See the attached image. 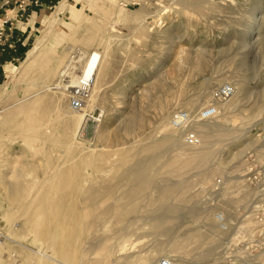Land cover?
<instances>
[{"label": "rangeland", "instance_id": "374dc122", "mask_svg": "<svg viewBox=\"0 0 264 264\" xmlns=\"http://www.w3.org/2000/svg\"><path fill=\"white\" fill-rule=\"evenodd\" d=\"M58 2H42L47 5L39 7L34 27L30 25L36 14L26 24H17L16 33L23 36L20 35L17 52L3 59L5 75L0 71V84L8 83V90L0 93V233L16 240L4 237L0 242V264H50L47 259L39 262L30 248L55 255L50 239L38 234L42 218L35 223L33 215H23V210L46 173L58 164L57 159H66L59 170L75 165L79 177L74 181L77 187L67 188L64 196L59 193L64 198L54 195L55 209L70 218L83 215L76 250L59 256L61 261L88 264L92 257L99 256V249L88 256L84 254L85 245L106 235L116 236L108 244L111 252L121 236H129L124 244L126 253L115 260L116 264H154L158 258L169 256L176 259V264L180 259L182 264H244L224 239L248 214H242L243 210L235 214V205L252 201V205L264 204V108L259 109L264 101V0H136V4L126 7L120 0H85L76 6L77 12L64 11L48 40L38 48L31 66H21L27 49ZM96 50L104 53L99 66L101 89L92 102V116L87 117L81 130L80 145L65 157L60 152L64 148L61 143L45 155V145L35 137L37 126L45 124L43 119L51 121L53 127L57 125L56 134L69 125L71 138L74 129L70 122L74 111L69 108L66 93L56 85L59 75L72 52L89 54ZM13 67H18L14 74L9 72ZM222 84L235 89L227 101L213 98L214 89ZM50 98L52 103L48 105ZM234 101L236 105L232 104ZM211 105H216L217 114L204 121L218 130L210 134L214 144L210 160L197 168L177 166L172 158H182L185 152L198 150L200 145H185L182 131L170 126V117L177 110L195 117ZM99 111L103 114L96 121L93 117ZM250 113L252 116H248ZM228 131L229 135L217 140V133ZM166 137L174 139L176 145L165 142ZM163 142L161 147L153 148ZM39 144L45 147L42 151ZM149 158H154L149 169L155 170L158 181L164 180L158 185L170 181L188 185L184 197L175 200L180 209L172 213L174 218L163 219L159 226L154 224L152 211L155 193L144 191L132 198L131 183L123 181L119 174ZM203 171L210 178L206 184L200 182ZM235 173L242 175L247 189L254 194L248 197L239 193L236 203H232L229 196H234V188H229L230 193L225 196L222 191L228 176ZM200 205L208 207L212 225L217 213L228 219L224 220L225 229L218 225L222 240L209 239L198 220L186 219L187 210ZM112 206L114 209L102 216ZM89 209L94 213L92 220L86 214ZM251 214L260 217L261 207ZM259 234L262 232L258 228L252 242L243 245L246 235L236 245L246 248L242 255H258L255 264H264V235Z\"/></svg>", "mask_w": 264, "mask_h": 264}, {"label": "bare ground", "instance_id": "6f19581e", "mask_svg": "<svg viewBox=\"0 0 264 264\" xmlns=\"http://www.w3.org/2000/svg\"><path fill=\"white\" fill-rule=\"evenodd\" d=\"M67 6H68V0H59V2L55 6V9L51 13L49 20L46 22L47 24L42 29L41 33H39L38 36L35 38L33 44L30 46V48L27 49L26 54H25V58L21 62V66L22 65L31 66L30 64L35 60V58L37 56L38 48L41 45H43L48 40V38L50 37L54 27L56 26L57 22L59 21L60 16L64 13V11L66 10ZM64 54H65V52H64ZM103 54L98 53L97 50L94 51V52H90L89 54H86V60H85V66L87 64L86 74L92 73V75H93L92 76V79H93L92 82L93 83H92V86H91V91H90L88 99L83 103V105H82L80 110H77V111L73 110L74 114H73V116L70 117V120H71L70 122L74 125V129L72 130V133H71V138H70V132L67 130L69 125L66 128V130H64L63 132H61V133L57 132L58 134H56V132H55L57 130L54 129L57 125L55 124V127H53L54 126V125L52 126L53 123L51 121H47L46 119L42 120V121L45 122V124L43 126L41 124H39L37 126V129L35 130V134H36L35 137H37L39 143H40V141H42L43 142L42 144L45 145L46 148L42 144H39V146H40L39 148L40 149L43 148V147L46 149L45 155H47L46 153L49 151L50 148H52L53 146H55L57 144H60V143L64 146V148L60 150V152L62 153V157L67 156L69 153H74L75 147L80 145L79 144L80 143L79 139L81 138V136H80L81 135L80 134L81 130L83 128V125H84L85 121L87 120V117H91L92 116L90 114L92 112V109H93L92 108V102L94 101V99L96 98L97 94L99 93V91L101 89L100 80H99V68H100L99 66H100ZM179 61L182 62V56L181 55L179 56ZM94 64H95L94 70L90 71ZM241 64L243 65V62ZM17 68L18 67H13V68L9 69V72L14 74V72L17 70ZM57 69H58V67H57ZM55 70H56V68H55ZM49 73H51V71ZM52 74H54V73H52ZM72 83L74 84V81ZM51 86H52V84H51ZM7 88H8V83L7 82H4V83L0 84V93L5 91ZM232 88H233V94L231 95V97H233V95L235 94V89H234V87H232ZM244 88H243V90H244ZM46 89L48 90L50 88H46ZM246 94L250 95L247 92H246ZM227 100H225V101H227ZM47 103H48V105H49V103H52V99L50 98ZM232 104L236 105L237 103H236V101H234ZM233 107H236V106H233ZM263 108H264V101L260 105L259 109L261 110ZM216 110H217V108H216ZM102 114H103V111H99L96 114V116L93 117L94 120L100 121L101 117H102ZM216 114H217V111H216ZM42 115L44 117H46V113L45 112H43ZM254 115L255 114L253 113V116ZM248 116H252V113H250V115L248 114ZM217 117H219V116H217ZM66 120H68V119H66ZM192 121H191L190 125L188 126V129L193 131V132L194 131L197 132V134H198L197 137L199 139V144L198 145H200V147L198 148V150H195V151H192V152H185L183 154L182 158H179V157L172 158L173 161L176 162L177 166L178 165H182L183 167H187V168H197V167L205 165L210 160V158L212 156V153H213V147L212 146L214 144L212 145V142H211L212 141L211 140L212 136L210 134H211L212 130L213 131L214 130L215 131L218 130V129H216L217 127L216 128L215 127L212 128L211 125H209L208 122H205V121L204 122H192ZM129 123H128V126H129ZM132 125H134V124H132ZM224 131H226V130H224ZM227 133L229 135L230 132L229 131L228 132H223V134H221V133L218 134L217 133L216 134V136L218 138L217 140H220V138H221L220 136H223V135H225ZM214 134H215V132H214ZM166 138L167 139L164 140V141L168 142L169 145H173V144L176 143V141L174 139H172L171 137H166ZM222 139H223V137H222ZM162 144H164V142L163 143L154 144L153 148L161 147ZM175 145H173V146H175ZM185 145H188V144L185 143ZM189 146H193L194 147L195 145H189ZM77 148H79V147H77ZM41 151H42V149H41ZM158 151H159V149H158ZM43 152H42V154L44 155ZM77 152H78V150H77ZM79 153L82 154V152H79ZM86 153H88V152H86ZM261 155H262V153L260 154V157H261ZM80 159H82V157ZM153 159L152 158H149L148 160H144L143 159L142 161H139L138 163H136L132 167H129V168L124 169V170H120L119 174H120V178L123 181H127V182L131 183L130 188H129V194H130V196L132 198H138L141 195V193L144 192V191L154 192L155 193V195L153 194L154 195V205H153L152 211L154 212V216H155L154 217L155 218L154 224L156 223V226H159V223L163 222V219L164 220H171V219L174 218L172 216V213H175L177 208L180 209L179 208L180 205L178 203H176L175 200H177L178 198L184 197V194L188 191V185L185 182H181V181H174V182L170 181V182H165L162 185H158L157 183L161 184L160 182H162L164 180L160 179L158 181L157 177L155 175V170L149 169L150 164H152L154 162ZM65 160L59 161L57 159L58 164L56 166H54V164H53V166L51 165L52 168L51 169L49 168L50 170L48 171V173H46V175L44 176V179L41 180L42 182L39 183V185H38L39 187L37 186L38 188L34 191V194L29 198V200H27V202H26V204L24 206L23 215L24 214L25 215H28V214L33 215L32 221L35 220L36 221L35 223H38L37 220H39V219H37V218H42V221L40 220L41 223H38V224H40L39 225L38 234H40V236L43 237V238H46L48 240L50 239V241L52 243V246L54 248L55 255H54V253H53V255H51V254H49V253H47V252H45L44 250H41V249H37L36 250V249L30 248L31 250L34 251V253L36 255L35 257H37V260L39 262L42 259L43 260L47 259V260L50 261V264H67L66 262H63V261H61L58 258H59V256H63V255L65 256V254H67L69 251H71V254H73V252L76 250L75 241H76L78 232L82 229L81 228L82 227L81 221L83 220V215L82 214L80 215V217L70 218V217L64 215L61 210H56L55 209V206L57 205V200H56L54 195L55 194H59V193L61 195H63L64 191L67 188H69V187L73 188L74 185H75L74 184L75 178L79 177L76 174L77 173V171H76L77 167L75 165H73V164H72L73 165L72 167H68V168L66 167L67 169L59 170L60 166L62 167L63 161H65ZM86 161H87V159H86ZM205 173L206 172H204V171L200 173V182H202L203 184H206V183H208L210 181L209 176H207V174H205ZM245 174L246 173H244V175ZM228 177L229 178L226 179L227 186H225L224 190L222 189L223 190L222 193H225L224 194V196H225L226 194L230 193L228 191L229 188H234V190H233L234 196H229V201L230 202L236 203L234 201H236V199L239 197V196L238 197L236 196L239 193H244V194H242L244 196H245V193H246V195H248V197L250 195L254 194L252 191L247 189V186H246L244 180L241 179L242 175L241 176L240 175H236V173H235L234 175H231V176H228ZM5 183H6V181H5ZM2 184H3V182H2ZM3 185H5V184H3ZM9 185H11V183L8 184V187H9ZM69 190L70 189H68V191ZM7 191H9V189ZM25 191H26V187H25ZM75 192H76V190H75ZM60 194L57 195V196H60ZM82 196H84V194ZM7 197H8V195H7ZM87 197H88V195L86 196V198ZM60 198H61V196H60ZM62 198H64V197H62ZM9 199H10V197H9ZM164 199H173L174 202L167 204V203H165V201H163ZM65 200H66V198H65ZM75 201H76V199H75ZM75 201L73 199L74 203H75ZM64 203H65V201H64ZM253 203L254 202L252 201V203H249V204H246V202H243L240 205H235V206L238 207L236 209L235 214H238L242 210L244 211V212H242V214H245V213H248V214L245 215L243 218L239 219L238 226L237 227L234 226L232 228V230L230 231V234H229L228 238L224 239L225 242H229V247H233L232 251L235 252L236 256H241L243 258L244 264H255L257 259H258V255H251V254L242 255L243 253H245L244 251H247V250H246V248H243V246H242V248L237 247L236 241H239V240L242 241V239H240V238H245V236L247 235V237L245 238L246 241H243V245L247 244L248 242L249 243L252 242L254 236L256 235V232H257L258 228L260 230V233L262 232V234H264V226L261 225V223L258 221L259 216H258V218H256V217L254 218V217H252V214H251V213L254 214V212L258 211L260 209V207H262V205H252ZM114 207L115 206L107 207L105 212L102 213L103 214L102 216H104V214L109 213V210L114 209ZM133 207H134V205H133ZM233 211H235V210H233ZM77 212L80 213L79 211H77ZM164 212L167 213L168 215H163ZM208 212L209 211H208V207L207 206L200 205V206H197L195 208L188 209L187 212H186L185 217L188 220H198L199 226L201 228H204V233H206V235H207L206 237H208L209 239L212 238L213 240L216 239L217 241H220V240L223 239V237H220L219 234H218L219 232H218L217 221L215 220L216 221L215 225H212V223H210L209 220H208L209 219ZM86 214L88 215L90 220L95 218L92 209H89L88 212H86ZM220 214L222 215V217H223V219L225 221H228V219L225 218L223 213H220ZM262 214H264V213L262 212V209H261V215ZM175 217H177V216L175 215ZM27 219H28V217H27ZM29 220H31V216H30ZM229 220H231V219H229ZM32 224L33 223H31V225ZM32 226H34V225H32ZM160 226H161V224H160ZM13 227H15V224H13ZM31 228H30V231H31ZM4 237L6 239L11 240V241H14V242L16 241L14 238H12L13 236L10 237L9 235H5ZM112 237L116 238V236H112ZM112 237L106 236V235L104 237H98V238H95V239L89 241V243H87V245H85L84 254H87L88 256H89L88 253H94V251L96 249H99V251L97 250L99 252V256L95 255L94 257H92L91 260H89L88 264H108L109 262H110L109 264H116L115 260L117 258L121 257L124 253H126L125 252L126 245H124V244H125V242L128 241L129 236H121L120 243H118L116 249H114V251L111 252L110 249H109L111 246L108 247V244L110 243V239H112ZM169 243H171V242H169ZM112 244H113V242H112ZM112 244H110V245H112ZM23 246H25V245H23ZM129 247H127V249ZM130 251H132V250H130ZM12 255L14 256L15 254L12 253ZM211 257H212V255H211ZM167 258H169L171 260L172 264H176L175 263L176 259H174L172 256H169ZM49 261H48V263H49ZM200 261H203V260L201 259ZM126 262H128V261H126ZM32 263H34V261ZM178 263L182 264L181 259L179 260ZM35 264H38V262L35 263ZM44 264H45V262H44Z\"/></svg>", "mask_w": 264, "mask_h": 264}, {"label": "built area", "instance_id": "2783aa9c", "mask_svg": "<svg viewBox=\"0 0 264 264\" xmlns=\"http://www.w3.org/2000/svg\"><path fill=\"white\" fill-rule=\"evenodd\" d=\"M124 1V0H123ZM136 0H125L121 2L124 7L127 5L136 4ZM42 5L41 0H0V71L5 75L6 62L3 60L4 56H9L17 52V43L21 36L16 33L18 30L17 24H26L29 20L33 10L38 9ZM12 61L14 57L10 58ZM86 54L82 52H72L64 69L59 75L56 83L59 90L66 93L68 105L71 110H80L83 103L88 99L92 86V73L86 74L87 64L85 66ZM95 64L90 71H93ZM74 81V84L72 83ZM233 94V88L229 84H222L214 89L213 98L218 101H225ZM216 105L205 106L201 109L195 117L183 110H177L171 117L169 124L176 130H181V138L184 143L188 145L199 144V139L195 132L188 129L191 121H204L213 118L216 115ZM264 213V204L261 207ZM217 224L225 229L224 219L220 213L215 215ZM258 221L264 226V214H262ZM264 234H259L262 236ZM4 236L0 233V242ZM261 247L264 248V240ZM264 250V249H263ZM154 264H172L167 257L158 258Z\"/></svg>", "mask_w": 264, "mask_h": 264}, {"label": "crops", "instance_id": "0c3cea01", "mask_svg": "<svg viewBox=\"0 0 264 264\" xmlns=\"http://www.w3.org/2000/svg\"><path fill=\"white\" fill-rule=\"evenodd\" d=\"M83 2H85V0H68V3H69V5L67 6V8H66V12H65V14L66 13H68V14H70V11L69 10H74L75 8H76V6L77 5H79L80 3H83ZM86 3V2H85ZM43 4V3H42ZM84 4V3H83ZM47 5V4H46ZM45 4H43V7L44 6H46ZM79 9H75V11L77 12ZM34 12H33V14H36V16H34V17H32L33 16V14H31V17L33 18L32 20H33V23H32V25H30L31 27H34L35 26V24L36 23H38L37 22V17H38V13H39V11H40V9L38 8V9H35V10H33ZM30 27V28H31ZM21 35V34H20ZM21 36H23V35H21Z\"/></svg>", "mask_w": 264, "mask_h": 264}, {"label": "trees", "instance_id": "16d2710c", "mask_svg": "<svg viewBox=\"0 0 264 264\" xmlns=\"http://www.w3.org/2000/svg\"><path fill=\"white\" fill-rule=\"evenodd\" d=\"M41 2H45V3H46V2H47V3L49 2V3H52V2H55V0H41ZM7 58H8L7 55L3 57V59H5V60H7Z\"/></svg>", "mask_w": 264, "mask_h": 264}]
</instances>
